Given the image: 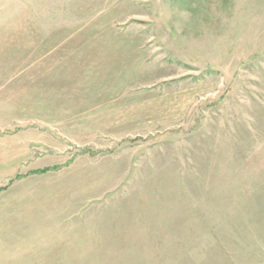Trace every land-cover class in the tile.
Returning <instances> with one entry per match:
<instances>
[{"label":"rangeland","instance_id":"rangeland-1","mask_svg":"<svg viewBox=\"0 0 264 264\" xmlns=\"http://www.w3.org/2000/svg\"><path fill=\"white\" fill-rule=\"evenodd\" d=\"M0 264H264V0H0Z\"/></svg>","mask_w":264,"mask_h":264}]
</instances>
